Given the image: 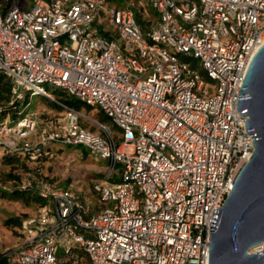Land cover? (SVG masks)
<instances>
[{
	"label": "built area",
	"instance_id": "1",
	"mask_svg": "<svg viewBox=\"0 0 264 264\" xmlns=\"http://www.w3.org/2000/svg\"><path fill=\"white\" fill-rule=\"evenodd\" d=\"M149 2L157 22L146 29L131 4L32 0L5 9L0 0L11 103L51 95L46 83L99 107L123 139L107 122L85 126L65 104V124L36 143L22 139L35 127L28 114L2 121L6 152L38 160L58 142L108 161L93 183L95 206L42 181L44 202L22 222L27 243L6 251L4 264H209L214 211L254 151L238 101L264 45V0Z\"/></svg>",
	"mask_w": 264,
	"mask_h": 264
},
{
	"label": "rangeland",
	"instance_id": "2",
	"mask_svg": "<svg viewBox=\"0 0 264 264\" xmlns=\"http://www.w3.org/2000/svg\"><path fill=\"white\" fill-rule=\"evenodd\" d=\"M31 0H2L8 4H26ZM126 4L135 7L144 18L155 22V16L148 0H124ZM114 1H110L113 4ZM119 4V1H117ZM191 61L196 62L193 56L185 55ZM45 87L54 91L51 95L42 94L30 96L27 100L25 113L31 116L35 122L34 130L25 137L24 140L36 143L45 139L48 131L59 130L67 120V109L60 101L61 97L56 93L61 91L60 88H53L45 83ZM3 102H1L2 104ZM25 103V101H23ZM26 104V103H25ZM25 105L20 104L19 109H9L11 115L16 111L23 109ZM84 114L81 119L82 124L97 130L98 122H107L117 133V143L120 144L121 138L118 127L113 125L107 115L101 111L99 107H90L84 104L79 110ZM25 114V115H26ZM1 117V115H0ZM16 120L11 119L14 124ZM6 133V132H5ZM7 136L6 134H3ZM20 138V139H21ZM84 146L66 145L63 143H50L48 151L50 154L35 163L42 168L49 179L62 187H69L78 190L88 196L92 205H97V198L93 192V183L95 179L101 178L107 169L108 161L105 159H96L91 152L84 154ZM126 152H131L130 147H125ZM6 151L0 149V254L6 251H15L27 243V234L25 233L22 222L29 215L34 214L38 209L37 203L26 204L21 200L13 197L14 191L28 180V176L21 167H16L8 163ZM17 173L21 176V180L12 179L10 173ZM28 215V216H27ZM0 264H4L0 260Z\"/></svg>",
	"mask_w": 264,
	"mask_h": 264
},
{
	"label": "water",
	"instance_id": "3",
	"mask_svg": "<svg viewBox=\"0 0 264 264\" xmlns=\"http://www.w3.org/2000/svg\"><path fill=\"white\" fill-rule=\"evenodd\" d=\"M254 151L211 222L209 264H264V45L253 56L240 89Z\"/></svg>",
	"mask_w": 264,
	"mask_h": 264
},
{
	"label": "trees",
	"instance_id": "4",
	"mask_svg": "<svg viewBox=\"0 0 264 264\" xmlns=\"http://www.w3.org/2000/svg\"><path fill=\"white\" fill-rule=\"evenodd\" d=\"M110 1H114L117 4H118L117 1H119V5H125L126 4L124 0H110ZM1 2H2V0H1ZM30 2H29V4H30ZM147 3L150 4L149 0L147 1ZM29 4L26 5V4H20L19 3L18 5L27 7V6H29ZM2 5H3V8L6 9L10 4L2 2ZM151 9L153 10V14L156 17L155 22H154V23H156L157 22L156 12L152 8V6H151ZM135 10H136L138 21L144 26V28H146V29L150 28L152 25V20L148 19V18H144L143 15L136 8H135ZM103 34H107V33L103 32ZM51 93H54V91H51ZM56 94L61 97L60 101L69 107H73L77 110H80L81 107L84 105V103H82L79 99H77L74 96L68 95L64 91H59ZM45 96H47V95H45ZM29 97H30V93L27 92L24 98H22V99H16L15 98L14 102L11 103V101L14 99L13 82L11 81V78L8 77L6 74H0V115H1L0 125L6 117H10V120L12 119V120H16V121L21 119L26 114L25 108L28 105L27 100L29 99ZM23 101H25L26 104L23 103ZM1 102H3V103L1 104ZM20 104L25 105V107L23 109H21L20 111H16L13 115H11L8 108L18 110ZM89 106L93 107L91 105H89ZM87 152H88V150L86 148H84V154H87ZM5 154H7V158H8L7 162L8 163H11L12 165H15L18 168L19 167L23 168L26 175L28 176V178H27L28 180L22 181L23 183L14 191L15 193L13 194V197L18 199V200L23 201L26 204H30V203L34 202L40 206L44 202V200L39 195L37 186L42 181L48 180L49 178L45 174V172L42 170V168L38 165H35V163L41 161L42 159H44L46 157L39 158L38 160H33L30 157H28L27 155H25L24 153H21L20 151H9V152H6ZM9 177L12 179H15V180L16 179H18L19 181L21 180V176L17 173L12 172L9 174ZM49 180H51V179H49ZM28 181H31L32 185H27ZM60 187H62V186H60ZM93 192L95 193L94 190H93ZM39 206H38V208H39ZM6 257L7 256H5V252L0 254V260L1 261L6 262V259H7Z\"/></svg>",
	"mask_w": 264,
	"mask_h": 264
},
{
	"label": "bare ground",
	"instance_id": "5",
	"mask_svg": "<svg viewBox=\"0 0 264 264\" xmlns=\"http://www.w3.org/2000/svg\"><path fill=\"white\" fill-rule=\"evenodd\" d=\"M253 249H257V247L253 248Z\"/></svg>",
	"mask_w": 264,
	"mask_h": 264
}]
</instances>
